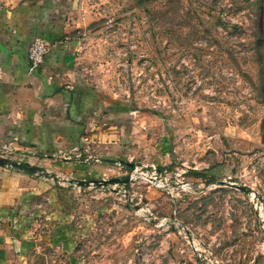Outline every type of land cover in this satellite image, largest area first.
I'll use <instances>...</instances> for the list:
<instances>
[{"label":"rangeland","instance_id":"obj_1","mask_svg":"<svg viewBox=\"0 0 264 264\" xmlns=\"http://www.w3.org/2000/svg\"><path fill=\"white\" fill-rule=\"evenodd\" d=\"M68 9L70 61L115 127L83 144L111 160L76 174L127 180L61 174L62 202L26 208L24 264H264V0Z\"/></svg>","mask_w":264,"mask_h":264},{"label":"crops","instance_id":"obj_2","mask_svg":"<svg viewBox=\"0 0 264 264\" xmlns=\"http://www.w3.org/2000/svg\"><path fill=\"white\" fill-rule=\"evenodd\" d=\"M70 6L72 0H0V142L12 140L14 156L35 166L27 172L0 164V264H24L21 250L29 246L31 240L25 236L33 231L27 227L29 201L39 210L37 195L50 187L62 202L61 174L74 173L78 179L81 166L111 160L101 150L88 149L98 158L88 162L57 153L74 146L81 149L92 136L107 145L115 128L99 123L105 117L99 114L105 102L80 79L70 61L65 37ZM36 35L51 45L40 65L28 70L26 50ZM36 171L45 175L39 177Z\"/></svg>","mask_w":264,"mask_h":264},{"label":"built area","instance_id":"obj_3","mask_svg":"<svg viewBox=\"0 0 264 264\" xmlns=\"http://www.w3.org/2000/svg\"><path fill=\"white\" fill-rule=\"evenodd\" d=\"M51 45V42L45 39L42 36H33L28 43L26 55L28 61V70H33L38 67L42 62L43 55L46 50ZM3 71L0 67V80L2 78ZM86 139V136L83 137ZM16 151V147L13 145L12 140L2 141L0 142V156H6L10 158H14V152ZM87 146H83L81 149L78 147H71L68 149L58 150V155L64 159H76L78 161L88 162L90 160L97 161L98 158L96 156H92L88 152ZM15 159H18L15 157ZM153 170H155L153 166Z\"/></svg>","mask_w":264,"mask_h":264},{"label":"water","instance_id":"obj_4","mask_svg":"<svg viewBox=\"0 0 264 264\" xmlns=\"http://www.w3.org/2000/svg\"><path fill=\"white\" fill-rule=\"evenodd\" d=\"M118 161L123 162L127 166H131V164H132L131 161L124 160L122 158H119ZM0 164L14 166V167H18V168H24L27 170H32L35 167L34 165L29 164L23 160L10 158V157H6V156H0ZM126 180H127V176H124L122 178L119 176H110V177H89L87 179L78 178V179H76V182L78 184H82L85 182H94V183L103 184L106 182H116V181H126ZM262 206L264 207V202L262 203Z\"/></svg>","mask_w":264,"mask_h":264},{"label":"trees","instance_id":"obj_5","mask_svg":"<svg viewBox=\"0 0 264 264\" xmlns=\"http://www.w3.org/2000/svg\"><path fill=\"white\" fill-rule=\"evenodd\" d=\"M126 167H130V166H126ZM159 169H160V167H158ZM24 171H27V172H30V170H27V169H24V168H22ZM39 169V168H38ZM189 171V173H192V174H194V175H199V176H204L205 174H204V172L201 170V169H193V168H191L190 170H188ZM214 174L213 173H211L210 175H209V177H208V179H211V180H213V178H214Z\"/></svg>","mask_w":264,"mask_h":264}]
</instances>
